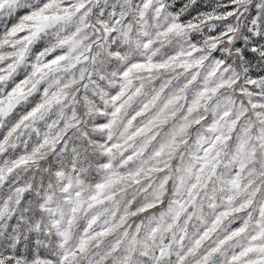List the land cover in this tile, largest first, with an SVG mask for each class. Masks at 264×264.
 <instances>
[{
  "label": "snow or ice",
  "instance_id": "obj_1",
  "mask_svg": "<svg viewBox=\"0 0 264 264\" xmlns=\"http://www.w3.org/2000/svg\"><path fill=\"white\" fill-rule=\"evenodd\" d=\"M0 264H264V0H0Z\"/></svg>",
  "mask_w": 264,
  "mask_h": 264
}]
</instances>
